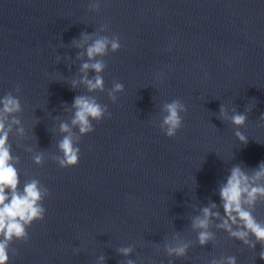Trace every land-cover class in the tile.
I'll list each match as a JSON object with an SVG mask.
<instances>
[{"label": "water", "instance_id": "obj_1", "mask_svg": "<svg viewBox=\"0 0 264 264\" xmlns=\"http://www.w3.org/2000/svg\"><path fill=\"white\" fill-rule=\"evenodd\" d=\"M75 98L17 101L12 112L0 103L17 191L23 194L35 182L43 209L41 218L24 223V236L8 241L7 264H228L230 257L235 264H264V245L254 236L246 244L231 234L243 230L238 218L224 226L220 199L231 170L239 167L247 177L241 206L264 225V192L247 194L264 188V176H256L264 164V108L88 97L104 112L81 133L72 123ZM173 102L181 105V126L169 137L164 118ZM236 114L246 117L242 125L232 122ZM69 135L79 150L77 166L61 164L59 145ZM204 208L211 213L207 228L194 227ZM204 231L211 235L202 245ZM178 247L184 254L170 251Z\"/></svg>", "mask_w": 264, "mask_h": 264}, {"label": "clouds", "instance_id": "obj_2", "mask_svg": "<svg viewBox=\"0 0 264 264\" xmlns=\"http://www.w3.org/2000/svg\"><path fill=\"white\" fill-rule=\"evenodd\" d=\"M90 37L85 36L87 40ZM75 43V41H74ZM108 41L104 38L95 40L91 45L87 47V56L92 59L97 55L103 54L106 50ZM79 46V45H78ZM113 50L119 48V44L115 41L112 42ZM93 69L97 73L101 72L103 65L97 63H84L81 66V71L87 72L88 69ZM82 82L86 84L89 91L103 88L102 77L97 75L94 79L90 80L86 76ZM75 86V82H74ZM121 85L115 86L116 90L121 89ZM114 99V97H113ZM4 111L12 112L18 109V102L11 97L5 98L3 101ZM73 107L76 108L75 117L72 121L73 125H78L81 133H87L91 131L90 120L100 119L103 116L104 110L94 100L85 96H77L74 99ZM181 108L179 102H173L166 105L167 116L164 118V124L167 126V135L169 137L174 136L176 131L181 126V119L178 110ZM223 112V109L221 110ZM246 117L241 114H236L232 117V122L236 125H242L245 122ZM4 125L0 123V264H7L8 256V241L13 236L22 237L25 235L24 223L31 222L34 219L41 218L43 209L38 207L37 202L40 199V191L37 188L35 182L25 186L23 194L17 191L19 184L18 175L15 167L11 164V156L9 148L6 147L7 132L3 131ZM63 132H68V126L66 124L61 125ZM238 138L246 143V138L240 133H237ZM60 149L64 153V159L61 160L62 165L77 166L79 163L78 149L73 147L72 137L65 136L60 142ZM39 159V158H37ZM257 177L264 176V164L260 166L259 171L256 173ZM247 177L243 174L239 167H234L231 170V174L227 179V182L220 189V199L222 201V207L224 209V215L226 220L224 226L229 227L228 221L236 222L237 218L241 221L243 230L232 232L231 234L244 243H249L247 237L249 235L254 236L256 241L264 245V225L257 222V220L247 211L243 210L241 206V198L245 188H242V182ZM10 192V196L7 194ZM257 192H264V188H252L251 192H248L250 198L254 197ZM204 218H197L194 222V227L207 228L209 223V216L211 215L210 209H203ZM210 233L207 231L200 233V242L202 245L206 244L210 238ZM255 247L254 244L251 245ZM125 254L128 249L123 250ZM177 255H182L185 252L184 247H178L170 249ZM260 258L264 260V251L260 253ZM228 264H235V258H228Z\"/></svg>", "mask_w": 264, "mask_h": 264}]
</instances>
